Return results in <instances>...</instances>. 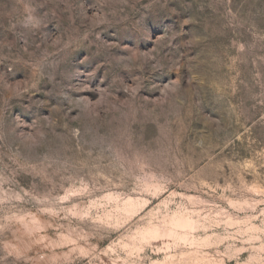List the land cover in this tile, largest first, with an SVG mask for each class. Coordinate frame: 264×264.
I'll return each instance as SVG.
<instances>
[{"label":"rangeland","instance_id":"1","mask_svg":"<svg viewBox=\"0 0 264 264\" xmlns=\"http://www.w3.org/2000/svg\"><path fill=\"white\" fill-rule=\"evenodd\" d=\"M0 264H264V0H0Z\"/></svg>","mask_w":264,"mask_h":264}]
</instances>
